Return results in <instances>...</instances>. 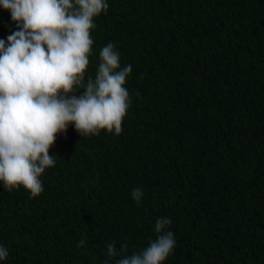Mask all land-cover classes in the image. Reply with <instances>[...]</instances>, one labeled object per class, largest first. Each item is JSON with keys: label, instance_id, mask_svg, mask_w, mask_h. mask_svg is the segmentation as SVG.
<instances>
[{"label": "trees", "instance_id": "trees-1", "mask_svg": "<svg viewBox=\"0 0 264 264\" xmlns=\"http://www.w3.org/2000/svg\"><path fill=\"white\" fill-rule=\"evenodd\" d=\"M81 86L112 42L130 106L119 134L70 125L33 197L0 186V264H105L169 217L165 264H264V0H108ZM17 30L0 7V39ZM145 195L140 203L132 190Z\"/></svg>", "mask_w": 264, "mask_h": 264}, {"label": "clouds", "instance_id": "clouds-1", "mask_svg": "<svg viewBox=\"0 0 264 264\" xmlns=\"http://www.w3.org/2000/svg\"><path fill=\"white\" fill-rule=\"evenodd\" d=\"M108 0H0L17 30L0 39V186L23 185L33 197L43 191L41 175L55 163L49 150L70 125L80 136L101 130L119 134L130 106L126 81L132 65L109 42L100 50L95 78L81 86L92 51L94 18ZM145 192L136 187L140 203ZM169 217L156 220V239L132 255L127 244H107L105 264H165L176 245ZM9 256L0 244V262Z\"/></svg>", "mask_w": 264, "mask_h": 264}]
</instances>
